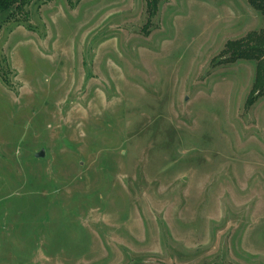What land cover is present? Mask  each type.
Returning a JSON list of instances; mask_svg holds the SVG:
<instances>
[{"label": "rangeland", "instance_id": "374dc122", "mask_svg": "<svg viewBox=\"0 0 264 264\" xmlns=\"http://www.w3.org/2000/svg\"><path fill=\"white\" fill-rule=\"evenodd\" d=\"M151 1L0 13V264H264L263 19Z\"/></svg>", "mask_w": 264, "mask_h": 264}, {"label": "trees", "instance_id": "16d2710c", "mask_svg": "<svg viewBox=\"0 0 264 264\" xmlns=\"http://www.w3.org/2000/svg\"><path fill=\"white\" fill-rule=\"evenodd\" d=\"M30 0H0V13L5 14V21L10 19L12 12H20L29 4ZM146 0L149 16H155L156 3L150 4ZM251 9H254L263 19V27L254 30L237 41H229L221 52L227 63L245 61L254 65V79L252 91L256 97L264 95V0H248ZM250 97V96H249ZM249 102V101H248Z\"/></svg>", "mask_w": 264, "mask_h": 264}, {"label": "water", "instance_id": "95a60500", "mask_svg": "<svg viewBox=\"0 0 264 264\" xmlns=\"http://www.w3.org/2000/svg\"><path fill=\"white\" fill-rule=\"evenodd\" d=\"M40 156H43V151H41V153L38 155H36L35 157L37 158V157H40Z\"/></svg>", "mask_w": 264, "mask_h": 264}]
</instances>
